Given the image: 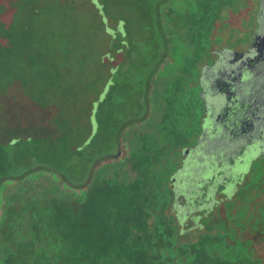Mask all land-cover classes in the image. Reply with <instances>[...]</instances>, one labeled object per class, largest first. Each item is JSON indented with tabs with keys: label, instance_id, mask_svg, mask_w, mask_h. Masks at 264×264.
I'll use <instances>...</instances> for the list:
<instances>
[{
	"label": "flooded vegetation",
	"instance_id": "flooded-vegetation-1",
	"mask_svg": "<svg viewBox=\"0 0 264 264\" xmlns=\"http://www.w3.org/2000/svg\"><path fill=\"white\" fill-rule=\"evenodd\" d=\"M89 1L45 36L81 117L0 115V264H264V0H131L121 67Z\"/></svg>",
	"mask_w": 264,
	"mask_h": 264
},
{
	"label": "rangeland",
	"instance_id": "rangeland-1",
	"mask_svg": "<svg viewBox=\"0 0 264 264\" xmlns=\"http://www.w3.org/2000/svg\"><path fill=\"white\" fill-rule=\"evenodd\" d=\"M113 1L120 6L126 0ZM95 7L101 10L100 5ZM66 10L74 20L71 25L80 27V16H89L95 11L89 0H5V19L0 24L1 36L4 33L0 38V110L6 114L3 119L6 132H3L8 135L30 130L31 119L39 122L36 124L57 120L56 129L64 133L65 118L72 122L76 116L81 117L80 109L86 108L84 97H88V93L76 90L80 88L79 81L75 82L76 86L71 84L77 75L63 74L62 66L42 49L43 43L39 39L41 24L50 28L47 31L53 30L52 26L56 27L55 23L64 19ZM129 10L130 7L108 5L104 14L101 11L105 23L107 15L111 19L106 32L123 33L118 18H129ZM50 20L53 24H49ZM108 40L102 42L108 46L106 51L113 47L112 41Z\"/></svg>",
	"mask_w": 264,
	"mask_h": 264
},
{
	"label": "trees",
	"instance_id": "trees-1",
	"mask_svg": "<svg viewBox=\"0 0 264 264\" xmlns=\"http://www.w3.org/2000/svg\"><path fill=\"white\" fill-rule=\"evenodd\" d=\"M97 3H101V6H102V10L104 11V9L106 10V7L108 5H113L115 8H118L120 6H125V7H130V1L131 0H126L123 4H121L120 6H117L119 5L118 3H115V1L113 0H95ZM134 2L138 1V0H133ZM140 1V0H139ZM222 1V0H221ZM227 2L230 3V5L232 6V8H234L236 5L235 3H232L234 2V0H225ZM31 2H35L36 1H31ZM32 5L34 6V3H32ZM37 9V8H36ZM120 9V8H119ZM207 11V9H205ZM130 12V10H129ZM36 13V12H35ZM65 14V13H64ZM108 16V15H107ZM65 18V17H64ZM119 21H121L122 23V26H123V29H124V32H120V31H117L116 33L121 36V35H124L122 38L119 37V39L117 41H114L112 42V45H114V47L112 49H122L124 50L123 51V54H118L119 57L122 59V61H119V64H122L125 66L128 65V62L130 60V55L128 54V51L130 50V33H131V36L134 37L136 35H139V33L141 32V28L138 27L137 25H134L131 32H130V16L129 18H118ZM41 23V21H40ZM64 20L60 19L56 24V27L55 26H52V29L51 31H47L48 30V26H43L41 31H40V34H39V39L40 41L43 43V47L42 49L44 51L46 50H52V47H50L49 45V42H50V39L49 38H46L45 36L46 35H61L63 34L64 32ZM49 24H53V21L50 20V23ZM200 27H203L204 31H207L209 29L210 26H203V25H200ZM50 29V28H49ZM193 29H194V25L192 26H189L187 29H186V34L187 35H191L193 33ZM204 31H201V34L202 32ZM205 33V32H204ZM203 33V34H204ZM4 35V33H3ZM2 35V36H3ZM49 55V54H48ZM51 56V55H49ZM60 59L58 60L57 56L54 57L55 61L58 63V65H63V62H62V58L59 57ZM119 58V60H120ZM120 66V65H119ZM64 74V72H63ZM51 83V82H50ZM0 115L1 116H6L5 113L3 112H0ZM9 122V121H8ZM12 122V121H11ZM30 123H31V120H30ZM9 124V123H8ZM22 140H26V137H22L21 138ZM4 148V145L2 143H0V162H3V160H5V158L3 157V153H2V149ZM8 172V168H4L3 166H0V174H3V175H6V173Z\"/></svg>",
	"mask_w": 264,
	"mask_h": 264
},
{
	"label": "water",
	"instance_id": "water-1",
	"mask_svg": "<svg viewBox=\"0 0 264 264\" xmlns=\"http://www.w3.org/2000/svg\"><path fill=\"white\" fill-rule=\"evenodd\" d=\"M234 53H235L236 56H237V55H238V56H241V55H242V54H236L237 52H234Z\"/></svg>",
	"mask_w": 264,
	"mask_h": 264
}]
</instances>
